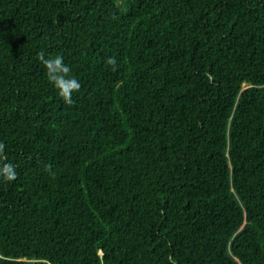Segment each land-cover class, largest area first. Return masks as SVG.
Instances as JSON below:
<instances>
[{"label": "trees", "instance_id": "1", "mask_svg": "<svg viewBox=\"0 0 264 264\" xmlns=\"http://www.w3.org/2000/svg\"><path fill=\"white\" fill-rule=\"evenodd\" d=\"M0 142V264H264V0H0Z\"/></svg>", "mask_w": 264, "mask_h": 264}, {"label": "clouds", "instance_id": "2", "mask_svg": "<svg viewBox=\"0 0 264 264\" xmlns=\"http://www.w3.org/2000/svg\"><path fill=\"white\" fill-rule=\"evenodd\" d=\"M38 61L43 65L48 82L55 88L58 96L65 104L73 103V93L79 92L81 84L79 80L71 76L70 67L64 63L61 55L55 57H45L43 51L37 54ZM106 63L115 70L117 60L115 57L107 59ZM5 144L0 142V180L12 182L17 179L16 166L10 162H6ZM45 171L52 173L50 165H45ZM54 175V173H52ZM170 259V258H169ZM174 264V262H173Z\"/></svg>", "mask_w": 264, "mask_h": 264}]
</instances>
